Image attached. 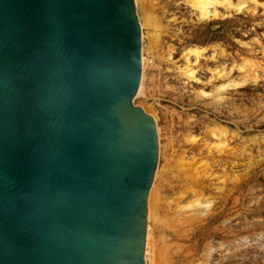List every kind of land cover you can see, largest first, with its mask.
<instances>
[{"label": "water", "instance_id": "obj_1", "mask_svg": "<svg viewBox=\"0 0 264 264\" xmlns=\"http://www.w3.org/2000/svg\"><path fill=\"white\" fill-rule=\"evenodd\" d=\"M141 57L135 0H0V264H146Z\"/></svg>", "mask_w": 264, "mask_h": 264}, {"label": "rangeland", "instance_id": "obj_2", "mask_svg": "<svg viewBox=\"0 0 264 264\" xmlns=\"http://www.w3.org/2000/svg\"><path fill=\"white\" fill-rule=\"evenodd\" d=\"M135 2L149 61L135 103L159 130L148 263L264 264V0L209 19L190 0ZM199 199L212 205L187 207Z\"/></svg>", "mask_w": 264, "mask_h": 264}, {"label": "bare ground", "instance_id": "obj_3", "mask_svg": "<svg viewBox=\"0 0 264 264\" xmlns=\"http://www.w3.org/2000/svg\"><path fill=\"white\" fill-rule=\"evenodd\" d=\"M136 5V2H135ZM189 5L193 8L194 11L199 12L201 14V17L203 19H209V18H219L221 15V12L219 9L221 8H225L228 10H233L235 8H239L234 2L233 0H190ZM137 9V6H136ZM138 10V9H137ZM141 13V12H140ZM139 13V10L137 11V15H138V19L140 22V26H141V32H142V57H141V61H142V75H141V82H140V86L137 92V95L135 98L140 97L143 93H144V80H145V68H146V64L149 62L147 61L146 57H145V53H144V49L143 48V37H144V31H145V23L143 22V17L141 16V14ZM206 49L205 48H197V47H192L190 49H188V51L185 54L186 60L188 61V63H190V61H192V59H195V62L197 63L200 58L203 56V54L205 53ZM185 73V72H184ZM186 74L188 77H190L193 80L199 81L197 79L196 76V71L193 68H189L186 70ZM208 94V93H207ZM134 104L135 103V99H134ZM155 120V119H154ZM157 132H158V137H159V130L157 127ZM158 168V166H157ZM159 172H155V176H159L158 175ZM155 180V177H154ZM154 183V181H153ZM153 186V184H152ZM152 189V188H151ZM151 191V190H150ZM150 194V193H149ZM198 199V198H197ZM149 200V197H148ZM212 205V201H202L201 199L196 200L195 201V205L193 204H188L187 207H193L196 206L199 209H205L207 207H210ZM193 209V208H192ZM198 214L200 216L203 215V212H205V210H200L197 211ZM151 214L150 212H147V234H146V248H145V262L146 264H149V238H150V231H151ZM210 250H212V246H210L209 248Z\"/></svg>", "mask_w": 264, "mask_h": 264}]
</instances>
